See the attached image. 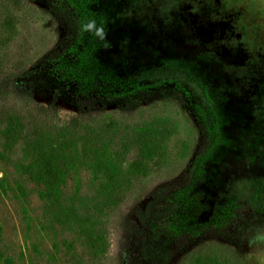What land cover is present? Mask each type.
Listing matches in <instances>:
<instances>
[{"label": "rangeland", "instance_id": "rangeland-1", "mask_svg": "<svg viewBox=\"0 0 264 264\" xmlns=\"http://www.w3.org/2000/svg\"><path fill=\"white\" fill-rule=\"evenodd\" d=\"M186 1L0 0V264H264V4L199 6L234 12L222 59ZM32 113L74 135L55 187L33 170ZM144 134L159 153L141 176Z\"/></svg>", "mask_w": 264, "mask_h": 264}, {"label": "trees", "instance_id": "trees-1", "mask_svg": "<svg viewBox=\"0 0 264 264\" xmlns=\"http://www.w3.org/2000/svg\"><path fill=\"white\" fill-rule=\"evenodd\" d=\"M68 1L70 2L69 4L73 6L77 5V9H79L78 5L80 8L84 7L82 0ZM76 2L78 4H76ZM17 22V15L8 9L3 19V27L10 35L17 32ZM80 25V21H78V28H80ZM80 64L81 66L79 68L76 66L74 70V74H77V76H80L84 68L83 61L82 63L80 62ZM39 108L42 111L46 110L47 106L40 105ZM32 114L33 118L29 122L32 125V135L36 142L33 147V170L43 183L50 187H55L60 182L62 171L69 166V162L74 156V135L66 131L64 127L54 126L46 121L45 119H47V117L46 115L44 116V113H40L37 116L34 113ZM19 124L20 118H14L12 120V128L8 132L9 145H12L17 140L19 132L22 131V127ZM157 143V141L153 140L147 134L137 138L134 146L137 148L138 158L134 161L132 166L139 175L145 176L150 172L152 168L151 161L159 153ZM205 157L207 156L205 155ZM200 164L201 168L205 165V163ZM202 170L204 171V168ZM186 223L187 216L185 213L178 212L173 215L168 225L172 230L180 231L183 226H186Z\"/></svg>", "mask_w": 264, "mask_h": 264}, {"label": "flooded vegetation", "instance_id": "flooded-vegetation-1", "mask_svg": "<svg viewBox=\"0 0 264 264\" xmlns=\"http://www.w3.org/2000/svg\"><path fill=\"white\" fill-rule=\"evenodd\" d=\"M196 3H192V2ZM245 5L253 3V0H242ZM262 5L264 0H260ZM204 4V0H188L186 1V15L182 17V22L187 19L191 23V29L188 33L195 35L204 43H209L214 46L220 47V54H222V59L232 56V48L237 46L235 42L231 39L235 34L236 41L242 36L241 31L238 30L237 25L233 22L234 12L223 13L216 11L212 14L206 16L207 19H203V15L199 12V6ZM205 17V16H204ZM222 52V53H221ZM167 225V222H166Z\"/></svg>", "mask_w": 264, "mask_h": 264}, {"label": "clouds", "instance_id": "clouds-1", "mask_svg": "<svg viewBox=\"0 0 264 264\" xmlns=\"http://www.w3.org/2000/svg\"><path fill=\"white\" fill-rule=\"evenodd\" d=\"M94 25H95V21H91L90 25L88 26V28H91ZM88 28H86L85 30H88ZM96 34L99 35L101 38H103V35H104L103 29L102 28H97L96 29Z\"/></svg>", "mask_w": 264, "mask_h": 264}]
</instances>
